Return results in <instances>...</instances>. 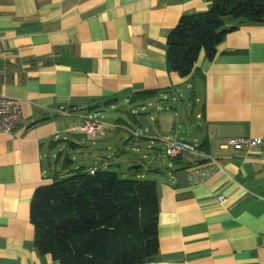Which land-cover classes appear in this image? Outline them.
Returning a JSON list of instances; mask_svg holds the SVG:
<instances>
[{"label":"crops","instance_id":"1","mask_svg":"<svg viewBox=\"0 0 264 264\" xmlns=\"http://www.w3.org/2000/svg\"><path fill=\"white\" fill-rule=\"evenodd\" d=\"M209 4L0 0V94L21 102L24 119L0 131V264H59L34 246L29 205L39 185L70 169L123 166L129 177L153 173L156 185L158 251L147 264H264V145H224L264 136V21L226 20L237 28L187 76L168 60L180 17ZM118 103L132 125L97 116ZM83 115L100 122L93 134L80 128ZM160 136L206 158L172 159Z\"/></svg>","mask_w":264,"mask_h":264},{"label":"trees","instance_id":"2","mask_svg":"<svg viewBox=\"0 0 264 264\" xmlns=\"http://www.w3.org/2000/svg\"><path fill=\"white\" fill-rule=\"evenodd\" d=\"M208 1L207 10L182 15L168 35V60L181 76L201 52L214 57L237 28L226 20L264 21V0ZM158 212L153 181L85 167L39 185L29 205L34 246L59 264H147L158 251Z\"/></svg>","mask_w":264,"mask_h":264},{"label":"built area","instance_id":"3","mask_svg":"<svg viewBox=\"0 0 264 264\" xmlns=\"http://www.w3.org/2000/svg\"><path fill=\"white\" fill-rule=\"evenodd\" d=\"M72 112L73 111L68 108L61 111L65 116H70ZM81 117L83 123L80 128L85 132L93 134L100 127V122L95 120L91 115H83ZM23 123L24 119L21 110V102L17 99L0 94V131L10 132ZM158 142L165 154L170 158H177L183 154H190L199 159L206 158L201 155L195 145L184 140L170 136H160ZM224 145L234 149L248 150L258 145H264V136L228 138L225 139ZM209 159L212 162H216L214 158Z\"/></svg>","mask_w":264,"mask_h":264},{"label":"rangeland","instance_id":"4","mask_svg":"<svg viewBox=\"0 0 264 264\" xmlns=\"http://www.w3.org/2000/svg\"><path fill=\"white\" fill-rule=\"evenodd\" d=\"M159 102H161V103H158L159 104V107H161V109L164 108V106H166V104L165 103H162V101H159ZM125 106H127V105H125L124 103H118L117 105H115V108L114 109L113 108H110V107L103 108L102 110H100L97 113V116L99 118H101L104 123L114 122L117 118H120V119L124 120L125 122H128L130 125H132L131 121L128 119V116L126 114V111L125 110L127 108L125 109ZM151 108L148 107V113L151 112L152 114H156V113L162 112V110L161 111H156V109L154 107L152 109ZM149 122H150L151 125L154 126V123L153 122H151V121H149ZM166 132L168 134L173 133L171 131H166ZM179 135L181 136V134H179ZM155 143H156V145H159L158 142H155ZM147 154H149V153H147ZM100 156H104V153H100L99 154V157ZM146 165H147V163L144 161V167L141 168L140 170L146 169ZM109 170L110 171L117 172L122 177H125V175H127V173H126V170L127 169L124 166L122 168H120V169H117V168H114V167H109ZM152 176H153V173L146 174L145 180H151L152 179ZM126 177H129V175H127Z\"/></svg>","mask_w":264,"mask_h":264},{"label":"water","instance_id":"5","mask_svg":"<svg viewBox=\"0 0 264 264\" xmlns=\"http://www.w3.org/2000/svg\"><path fill=\"white\" fill-rule=\"evenodd\" d=\"M197 162H201V161H197ZM141 167H142V165L135 164V165H132V166H131V169H132V170H138V169H140Z\"/></svg>","mask_w":264,"mask_h":264}]
</instances>
